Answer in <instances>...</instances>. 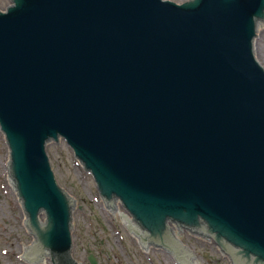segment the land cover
Wrapping results in <instances>:
<instances>
[{"label": "water", "instance_id": "1", "mask_svg": "<svg viewBox=\"0 0 264 264\" xmlns=\"http://www.w3.org/2000/svg\"><path fill=\"white\" fill-rule=\"evenodd\" d=\"M13 2L0 0V127L37 255L72 250L46 147L63 138L145 243L191 258L174 221L264 264V0Z\"/></svg>", "mask_w": 264, "mask_h": 264}, {"label": "rangeland", "instance_id": "2", "mask_svg": "<svg viewBox=\"0 0 264 264\" xmlns=\"http://www.w3.org/2000/svg\"><path fill=\"white\" fill-rule=\"evenodd\" d=\"M185 1L177 0V3ZM255 54L264 67V23L259 24ZM47 150L58 184L67 187L75 202L74 259L82 264H91L89 256L93 254L98 264H179L167 251L143 242L122 217L129 215L122 203L115 202L112 207L104 203L93 176L64 140L49 142ZM9 160V148L0 130V264H27L22 256L24 258L25 250L33 245L35 238L28 229L22 203L12 182ZM142 233L145 234L144 231ZM182 234L193 262L232 264L214 242L188 232Z\"/></svg>", "mask_w": 264, "mask_h": 264}, {"label": "bare ground", "instance_id": "3", "mask_svg": "<svg viewBox=\"0 0 264 264\" xmlns=\"http://www.w3.org/2000/svg\"><path fill=\"white\" fill-rule=\"evenodd\" d=\"M126 220H127L128 223H131L132 225H135L134 222H133V219L131 218V216L127 217Z\"/></svg>", "mask_w": 264, "mask_h": 264}]
</instances>
